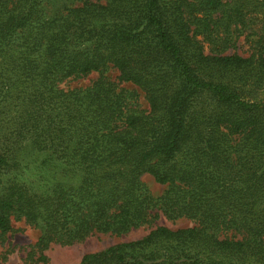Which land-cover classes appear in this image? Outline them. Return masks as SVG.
I'll use <instances>...</instances> for the list:
<instances>
[{
  "label": "trees",
  "instance_id": "16d2710c",
  "mask_svg": "<svg viewBox=\"0 0 264 264\" xmlns=\"http://www.w3.org/2000/svg\"><path fill=\"white\" fill-rule=\"evenodd\" d=\"M246 30L258 35L253 52H228ZM111 67L148 107L105 75ZM92 72L88 86H61ZM255 90L264 0H0V237L12 215L39 226L45 248L125 233L162 211L195 225H159L78 264H264Z\"/></svg>",
  "mask_w": 264,
  "mask_h": 264
},
{
  "label": "rangeland",
  "instance_id": "374dc122",
  "mask_svg": "<svg viewBox=\"0 0 264 264\" xmlns=\"http://www.w3.org/2000/svg\"><path fill=\"white\" fill-rule=\"evenodd\" d=\"M255 23L257 24V22ZM258 28L259 26L256 25L255 29ZM257 38L258 35H251L249 30L238 33L237 41L233 42L234 47L229 49L228 52L248 56L253 52L252 40ZM105 75L116 82L119 88L133 92L137 96L136 101L141 107H148L145 92L131 81H120L117 68L111 67L105 72ZM98 77V72H92L83 77L66 79L61 83V86L65 89L85 87L92 84ZM254 93L258 97H264L263 90H255ZM29 174H32V171H20L18 176H29ZM3 177L6 176L3 175ZM142 180L154 197L164 194L168 187L167 184L157 182L150 173H145ZM158 213L159 216L151 223L125 233L94 232L85 239L73 243H61L54 240L45 248L39 245L42 236L41 228L27 222L24 217L12 215V228L3 237H0V264H78L86 253L99 252L119 243L139 239L156 226L165 225L176 229L195 225V222L187 217L172 219L164 215L162 211Z\"/></svg>",
  "mask_w": 264,
  "mask_h": 264
}]
</instances>
